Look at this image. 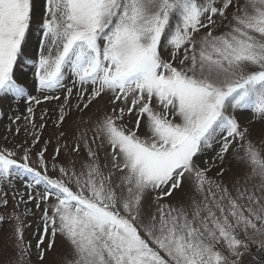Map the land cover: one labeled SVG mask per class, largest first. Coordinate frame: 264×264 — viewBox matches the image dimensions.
<instances>
[{
  "label": "snow or ice",
  "instance_id": "1",
  "mask_svg": "<svg viewBox=\"0 0 264 264\" xmlns=\"http://www.w3.org/2000/svg\"><path fill=\"white\" fill-rule=\"evenodd\" d=\"M230 5L233 0H44L38 55L29 56L34 0H0V95L25 96L14 79L23 63L33 66L39 89L65 90L66 104L70 69L81 99L91 88L85 108L101 96L112 105L93 122L91 143L81 134L89 157L81 170L58 169L67 181L47 175L44 151L37 154L42 174L29 165L28 149L20 161L14 151L0 150V179L30 177L27 187L44 185L36 203L46 205L35 245L41 261L53 247L54 241L43 247L49 231L70 245L65 264H243L247 240L264 238V153L226 114L251 110L264 120V0H237L229 19ZM217 16L228 21L227 31L214 35ZM203 28L208 31L198 36ZM133 113L135 127L128 128L124 120ZM214 144L220 160L233 147L250 169L243 185L234 182L235 195L196 163ZM253 178L258 183L249 186ZM185 185L187 207L161 203ZM5 219L0 215V223ZM9 219L15 264H28L26 225L20 215Z\"/></svg>",
  "mask_w": 264,
  "mask_h": 264
},
{
  "label": "rangeland",
  "instance_id": "2",
  "mask_svg": "<svg viewBox=\"0 0 264 264\" xmlns=\"http://www.w3.org/2000/svg\"><path fill=\"white\" fill-rule=\"evenodd\" d=\"M44 0H34L35 17L32 23V29L28 38V54L29 56L38 55L37 40L40 37L38 30V21L40 14L43 11L42 5ZM240 5L244 4V0H238ZM237 0H233V5L227 9L229 19L231 14L236 10ZM216 26L213 29L214 35H219L227 31L225 25L228 21H221L220 17H214ZM208 31L207 28L200 30L198 36H203ZM164 58L169 59L167 52L164 53ZM173 61L174 66H179V59ZM33 66L31 64H19L14 69V79L18 84L22 85L26 94L24 97L16 99L9 95H0V150H11L16 153L14 157L18 161L21 160L23 150L28 149L30 160L29 165L44 174V168L39 164V156L41 151H44V161L47 164V175L53 179H64L61 177L58 169L60 167L69 168L79 172L81 165L88 161L87 148L80 142L81 134H86L85 138L91 143L93 137V122L101 117L104 113L110 112L112 105L109 103V96H101L88 107H84L88 103L91 88L89 87L83 93V99L78 96L79 85L73 86V77H71L70 69L65 70L66 87L72 88V95L68 99L67 104L65 97L67 92L63 89L58 90H42L38 87V82L35 81ZM45 96H55L59 99H45ZM33 97L35 99H29ZM39 100L40 103H36ZM119 103V102H118ZM64 105L65 119L62 123H57L61 115L60 108ZM79 105V107H77ZM33 109L30 114L27 109ZM228 115L234 116L239 122L241 128H247L250 139L255 143L256 147L264 153V120L256 118V114L251 110H227ZM19 117V119H17ZM136 115L133 113L126 116L124 123L128 128H134ZM41 125H44L41 128ZM19 129V131H17ZM63 133V135H61ZM138 134L143 138L146 135V129L143 121L138 130ZM39 136L38 142L34 143V137ZM99 143L97 140L96 144ZM235 143V142H234ZM79 144V151L72 149ZM96 144H91V147L96 148ZM59 148V155L56 154V149ZM220 145L214 144L211 149L196 158V163L204 168H208V177L212 180L225 185L229 191L235 195L233 184L239 181L241 185L245 182V177L250 174L249 167L242 161L236 158L233 147L224 154V159L220 160L216 153L219 151ZM46 149V150H45ZM104 149L98 150L99 163L102 170L107 174L108 169L104 168L107 162ZM22 162V161H21ZM55 165V168L53 167ZM115 179V177L113 178ZM31 178L25 177H10L8 179H0V198L8 200L5 206L0 204V215L6 217L5 222L0 223V264H15L16 251L14 249V237L11 235V225L15 223L10 217L20 215L26 225L23 229L25 244H31L29 255L27 256L28 264H65L69 259L70 245L60 234L54 238L51 232L45 236L43 247H47L49 242L54 241L51 250L45 252L44 259L41 261L36 250L37 238L43 231L42 213L46 207L43 201H40V208L36 207L38 193L44 190V185L29 188ZM251 184L258 183V178H253L248 182ZM75 190V189H74ZM29 193L34 199H29ZM190 193L185 188L174 191L170 197H165L161 203L187 207ZM196 199L200 197L197 195ZM146 206L148 201L145 202ZM155 210V205L151 206ZM190 211V209H189ZM27 214L25 215V213ZM243 238V237H241ZM264 240L261 237H255L247 240L248 249L243 248L240 251L245 252L242 257L243 264H264V249L260 248V243ZM235 259V257H232Z\"/></svg>",
  "mask_w": 264,
  "mask_h": 264
},
{
  "label": "trees",
  "instance_id": "3",
  "mask_svg": "<svg viewBox=\"0 0 264 264\" xmlns=\"http://www.w3.org/2000/svg\"><path fill=\"white\" fill-rule=\"evenodd\" d=\"M262 259H264V255L262 256Z\"/></svg>",
  "mask_w": 264,
  "mask_h": 264
}]
</instances>
